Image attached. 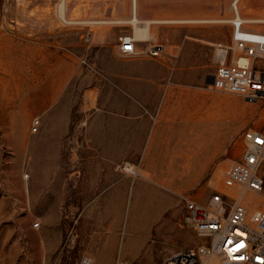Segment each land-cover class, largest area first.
<instances>
[{
	"label": "rangeland",
	"instance_id": "rangeland-1",
	"mask_svg": "<svg viewBox=\"0 0 264 264\" xmlns=\"http://www.w3.org/2000/svg\"><path fill=\"white\" fill-rule=\"evenodd\" d=\"M60 1L0 0V264H79L84 256L93 264L97 257L103 264H161L200 242L185 220L184 198L207 202L223 190L245 132L264 133V99L206 84L217 44H232L235 10L246 29L264 33V23L248 22L264 18V0H240L238 9L234 0H137L140 20L160 21L151 24L149 41L137 42L139 55L148 45L165 47L156 58L165 64L159 139L179 149L172 169L163 162L158 176L129 174V163L117 167L133 182L155 186L138 188V204L156 197L157 206L142 208L149 213L137 221V188L123 210L114 202L89 217L80 205L91 196L99 204V192L59 188L74 182L59 171L66 164L59 154L85 147L89 115L106 105L107 61L119 38L134 34L133 0H66V22ZM245 201L250 211L264 207V188Z\"/></svg>",
	"mask_w": 264,
	"mask_h": 264
},
{
	"label": "crops",
	"instance_id": "crops-1",
	"mask_svg": "<svg viewBox=\"0 0 264 264\" xmlns=\"http://www.w3.org/2000/svg\"><path fill=\"white\" fill-rule=\"evenodd\" d=\"M164 66L161 60L147 55L122 57L119 49L118 53L107 61L106 105L90 113L87 128L90 132L85 138V147H74L72 153L59 154V161L66 163L64 167L59 166L62 176L74 178L71 184L67 179L60 183L59 188L62 191H67L73 184L74 187H80L75 189L81 193H100L99 204L94 200L96 197L91 196L84 205H80L84 210L82 217L91 216L90 210L97 207L108 210L114 202L118 204L116 208L123 210L131 190L135 188V221L147 217L149 212H141L142 208H150L153 211L157 206L156 197H153L152 201L138 204V188L155 190L154 185L147 183L144 186L133 182L130 175L123 174L117 167L129 163L137 169L140 177H148L161 175L164 170L160 164L163 162H169L167 167L171 170L172 161H178L177 142L174 147L171 141L164 146L159 139L160 128L156 126L162 113ZM214 71L207 77L206 84L211 85L208 82ZM98 86L97 93L102 90ZM60 140H63V137H60ZM50 159L55 160L53 157ZM168 168L166 170H169ZM52 189L47 188L49 191ZM117 216L121 218L123 212H117ZM100 263L103 264L102 258L97 257L96 264Z\"/></svg>",
	"mask_w": 264,
	"mask_h": 264
},
{
	"label": "built area",
	"instance_id": "built-area-1",
	"mask_svg": "<svg viewBox=\"0 0 264 264\" xmlns=\"http://www.w3.org/2000/svg\"><path fill=\"white\" fill-rule=\"evenodd\" d=\"M231 24L232 44H217L210 87L242 93L254 101L264 99V33L246 29L236 10ZM119 41L122 57L139 55L132 35H123ZM164 50L163 45L153 44L146 53L160 58ZM38 125L36 120L34 131ZM263 163L264 133L250 129L244 134L241 159L224 171L223 190H216L207 202L184 198L185 220L199 244L176 251L161 264H264V207L250 211L245 201L248 193L264 188ZM79 264H93V260L84 256Z\"/></svg>",
	"mask_w": 264,
	"mask_h": 264
},
{
	"label": "bare ground",
	"instance_id": "bare-ground-1",
	"mask_svg": "<svg viewBox=\"0 0 264 264\" xmlns=\"http://www.w3.org/2000/svg\"><path fill=\"white\" fill-rule=\"evenodd\" d=\"M240 0H234V5L238 9V3ZM66 0H61L58 5V16L62 21H67L66 17V11L67 7L65 5ZM132 9H133V18L130 20L134 24V34L133 37L137 42L139 41H149L150 38V32H151V24L152 23H158L160 22L159 20H147V21H142L137 17V0H133L132 3ZM237 11V10H236ZM239 13V11H237ZM245 22L247 21L244 19ZM248 22L251 23H264V18H252L249 19ZM142 24V25H141ZM125 171L129 174H133L135 176L138 175V172L135 171L134 166L131 164H128L125 168Z\"/></svg>",
	"mask_w": 264,
	"mask_h": 264
},
{
	"label": "water",
	"instance_id": "water-1",
	"mask_svg": "<svg viewBox=\"0 0 264 264\" xmlns=\"http://www.w3.org/2000/svg\"><path fill=\"white\" fill-rule=\"evenodd\" d=\"M213 82V77H211L210 81L208 82L209 84H212Z\"/></svg>",
	"mask_w": 264,
	"mask_h": 264
}]
</instances>
